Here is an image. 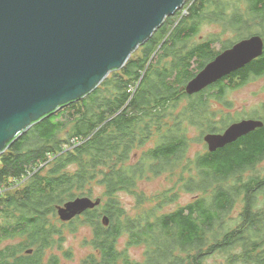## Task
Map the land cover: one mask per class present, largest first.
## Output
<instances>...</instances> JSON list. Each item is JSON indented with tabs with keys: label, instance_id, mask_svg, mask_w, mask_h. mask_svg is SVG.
<instances>
[{
	"label": "trees",
	"instance_id": "1",
	"mask_svg": "<svg viewBox=\"0 0 264 264\" xmlns=\"http://www.w3.org/2000/svg\"><path fill=\"white\" fill-rule=\"evenodd\" d=\"M244 2V10L235 6L227 12V4L220 0H193L188 16L167 17L138 47V55L135 51L92 92L41 118L7 144L0 154V183L31 176L0 196V264H45V252L55 244L52 234H60L48 221L49 211L91 193L93 184L104 186L111 202L109 207L103 205L107 225L94 221L93 252L83 263L204 264L206 258L221 254L223 264H264V175H243L264 160V124L185 164L175 187L179 183L185 191L201 193L174 211L157 214L174 199L175 194L165 197V192L157 205L142 210L147 197L138 188L144 180L172 174L179 165L188 146L184 124L198 127L201 133L205 129L219 133L228 126L211 123L210 97H224L241 81L264 75L263 51L231 74L240 83L237 80L227 88L218 80L192 96L182 89L215 55L211 46L215 38L194 41L204 20L237 29L238 40L249 30L243 26L252 21L264 30V0ZM184 98L188 104L175 115ZM261 120L264 123V116ZM152 140L154 146L146 147ZM120 192L133 195L141 212L131 216L118 201ZM235 203L242 204L241 210L231 217ZM229 221L235 225L228 226ZM16 237L22 239L16 245L1 246ZM122 237L126 243L120 249ZM140 245L145 247L143 259L135 260L128 248ZM28 250L30 255L20 254ZM56 260L50 254L46 264H57Z\"/></svg>",
	"mask_w": 264,
	"mask_h": 264
},
{
	"label": "water",
	"instance_id": "2",
	"mask_svg": "<svg viewBox=\"0 0 264 264\" xmlns=\"http://www.w3.org/2000/svg\"><path fill=\"white\" fill-rule=\"evenodd\" d=\"M186 0H0V154L33 123L82 99L173 16ZM264 51L260 34L224 49L182 89L192 95L243 68ZM234 121L203 135L215 152L263 126ZM100 199L76 197L57 206L69 221ZM105 225L108 218L104 217ZM31 253L30 250L26 251Z\"/></svg>",
	"mask_w": 264,
	"mask_h": 264
},
{
	"label": "rangeland",
	"instance_id": "3",
	"mask_svg": "<svg viewBox=\"0 0 264 264\" xmlns=\"http://www.w3.org/2000/svg\"><path fill=\"white\" fill-rule=\"evenodd\" d=\"M223 3L227 4V12L232 10L235 6H239L241 10L245 9L246 3L244 0H220ZM193 2V0L185 1L182 9L178 12L177 16L174 19L178 20L184 18L188 15L189 5ZM212 8H209V12H211ZM210 16V15H209ZM208 16V18H209ZM212 19L204 20L202 23L199 24V32L197 38H208L212 36H218V41L211 43L212 50L214 54H216L222 46L227 44V46L233 44L234 42L238 41L239 38H235L234 35L238 34L237 29H232L227 26L223 27L222 24L219 22L211 21ZM243 28H249L244 30L243 38L252 35V34H260L264 39V30L261 26H258L255 21L250 22L249 24L243 26ZM221 29V30H220ZM263 33V34H262ZM247 35V36H245ZM138 48L135 50L134 56L138 55L137 52ZM196 63L193 62L192 69H195ZM236 72V71H235ZM238 79H233L230 81L227 88L232 86L233 81H237ZM239 81V80H238ZM237 81V82H238ZM235 82V83H237ZM234 84V83H233ZM241 86L228 89L227 92L222 100L217 98H210L208 107L211 111V123L214 126L219 124V127L223 128L234 122L241 119L246 118H254V119H261L264 116V75L261 77H251L247 82L242 83ZM210 94V93H209ZM212 100V101H211ZM218 103L216 104L215 103ZM219 101V102H218ZM189 100L186 98L180 100L178 106L175 109L174 114L176 115L179 111L183 109L185 105H187ZM181 104V105H180ZM180 105V107H179ZM260 112V113H259ZM185 128V136L188 140L187 149L184 152V156L179 160V165L175 168L172 174L165 173L161 174L157 177H154L150 180H144L139 185V190L143 192L147 197V202L144 203L142 210L147 207H151L153 205H157L160 202V194L165 192V197H169L174 193V199L169 201V203L165 204L163 207L159 209L157 214L171 212L181 207L189 202H191L196 195L200 194L201 192H192V191H185L181 189L179 186L180 184L176 185L178 181V174H180L181 168H185V164L189 163V161L193 162L195 157L203 152L207 151L206 143L203 141L202 137L205 132H208L207 129L202 131L196 127L184 124ZM222 128V129H223ZM62 135V134H61ZM64 138V136H62ZM151 144V145H150ZM155 144V140H152L146 147H152ZM189 160V161H188ZM187 162V163H186ZM180 168V169H179ZM175 174V175H174ZM251 174H259L264 175V160L254 166L251 170L246 171L243 175L244 178H247ZM186 176L187 174L184 173ZM169 176V177H168ZM177 177V178H176ZM8 182L12 183L13 179L10 178ZM7 183V182H6ZM173 191L170 189L173 188ZM12 190V188H7L4 192H8ZM93 195L94 197L101 196L103 193V189L99 186L93 188ZM96 193V194H95ZM158 194V195H157ZM3 195V194H2ZM169 195V196H168ZM1 196V195H0ZM118 201H120L121 205L127 209V212L131 216H135L141 212V207L137 205L136 199L133 195L127 193H118L117 194ZM157 200V201H156ZM151 201V202H150ZM156 201V202H155ZM176 202V203H175ZM104 198L102 201L101 210H103ZM138 206V207H137ZM241 203H235L233 209L231 210V217H235L237 213L241 210ZM137 207V208H135ZM55 205L53 211H49L48 221L49 223L54 226L56 229L59 228L60 234L56 233L52 234V240L55 243L52 246L50 251L45 252L44 261L49 257L50 254H54L59 257L61 262H65V264H81L83 258L87 257L90 253L93 252V248L91 245V241L93 238V224L94 221L99 223L100 218L95 219L94 213L88 214L87 216L82 215L78 219L74 220L73 222L62 225V220L57 218V214H54ZM3 222V219L0 218V223ZM228 226H234V221H229L227 223ZM86 238H85V237ZM61 239V244H59V240ZM84 239V240H83ZM20 238L16 237L11 240H6L1 246L4 245H14L20 242ZM126 238L122 237L119 242L118 246L120 249L124 248L126 243ZM58 246V247H57ZM66 247V248H65ZM145 247L143 245L140 246H132L128 248L129 256L135 260H142L144 255ZM21 255L25 256V253H20ZM83 254V255H82ZM66 255V258H64ZM45 262V264H46ZM224 258L221 254H215L205 259L204 264H223Z\"/></svg>",
	"mask_w": 264,
	"mask_h": 264
},
{
	"label": "flooded vegetation",
	"instance_id": "4",
	"mask_svg": "<svg viewBox=\"0 0 264 264\" xmlns=\"http://www.w3.org/2000/svg\"><path fill=\"white\" fill-rule=\"evenodd\" d=\"M197 36H198V34H197ZM197 36H196V39H194V41H202V40H206V39H208V38H203L202 40H199V39H201V38H197ZM218 36H212V37H210L211 39H213V38H215V40L216 41H218V38H217ZM235 43V42H234ZM233 43V44H234ZM233 44H231V45H229V46H227L226 48H229V47H231ZM226 48H224L223 46H222V48L214 55V57L216 56V55H218L219 53H221L224 49H226ZM213 57V58H214ZM213 58H211L209 61H211ZM208 61V62H209ZM208 62H206V63H208ZM206 63L204 64V66L206 65ZM203 66V67H204ZM202 67V68H203ZM200 71V70H199ZM198 71V72H199ZM197 72V73H198ZM232 74V73H231ZM231 74H229V75H227V76H225L223 79L221 78L220 80H219V82L222 80V82L224 83V84H226V85H229V82L231 81V80H235V79H238L237 77H235L234 78V76H231ZM230 79H229V78ZM216 83V82H215ZM214 84V83H213ZM208 88V87H207ZM209 89V88H208ZM208 89H203V90H208ZM202 90V91H203ZM202 91H200V92H202ZM199 93V92H198ZM198 93H195V94H198ZM192 95H194V94H192ZM192 95H190V96H192ZM224 97H219V100H222ZM226 128V127H225ZM224 128V129H225ZM223 129V130H224ZM223 130H221L219 133H221ZM246 136V135H245ZM94 185H96V186H99V187H101L102 189H103V193H104V204L103 205H106V207H109L110 206V202H111V193L109 194L107 191H106V189H105V187L104 186H101V184H93L92 186H93V188H94ZM109 191V190H108ZM93 195V190H92V192L91 193H89V194H83V195H78V196H76V197H88V198H90L92 201H95L96 199H100V202H99V204L98 205H96V206H94V207H92V208H88V209H86L85 211H83L81 214H79V215H76L75 217H73L71 220H69V221H62L63 223H62V225H65V222H68V223H66V224H69V223H71V222H73L74 220H76V219H78L79 217H81L82 215H84V216H87L88 214H93L94 212V214L93 215H95V214H97V218L99 219L100 218V222H99V224H101V225H103L104 224V222H103V218L104 217H106L105 216V213L103 212V210H101V206H102V201H103V198H101L100 196H97V197H94V196H92ZM75 197V198H76ZM68 201V200H67ZM65 202H63L62 204H59V205H55V210H54V214H57V218H58V213H57V206H61V205H63ZM59 219V218H58ZM60 220V219H59ZM105 225V224H104ZM27 255H30V253H25V256H27ZM64 258H66V255H65V257ZM58 260V261H57ZM57 264H65V262L63 263V262H61L60 260H59V257H57ZM84 260H88V259H85V257L83 258V261ZM83 261H82V263L81 264H87V263H83Z\"/></svg>",
	"mask_w": 264,
	"mask_h": 264
},
{
	"label": "bare ground",
	"instance_id": "5",
	"mask_svg": "<svg viewBox=\"0 0 264 264\" xmlns=\"http://www.w3.org/2000/svg\"><path fill=\"white\" fill-rule=\"evenodd\" d=\"M232 1V0H231ZM183 7V6H182ZM181 10V9H180ZM236 10V9H235ZM178 12V11H177ZM180 12V11H179ZM188 16V15H187ZM220 16H221V14H220ZM174 21V20H173ZM165 24V23H164ZM163 24V25H164ZM169 27V26H168ZM161 28V27H160ZM165 30V29H164ZM221 30V29H220ZM162 32V31H161ZM153 34H155V33H153ZM263 34V33H262ZM263 36V35H262ZM196 39V38H195ZM264 40V39H263ZM191 44V43H190ZM196 46V45H195ZM185 47V46H184ZM196 48V47H195ZM185 50V49H184ZM185 53V52H184ZM196 55V54H195ZM191 56V55H190ZM180 57V56H179ZM188 57V56H187ZM184 58V57H183ZM202 59V58H201ZM181 60V59H180ZM185 61V60H184ZM253 61V60H252ZM188 67V66H187ZM173 68V67H172ZM252 69H253V67H252ZM143 70V69H142ZM264 71V70H263ZM243 73V72H242ZM246 73V72H245ZM258 73V72H257ZM142 74V73H141ZM247 74V73H246ZM262 74V73H261ZM144 75V74H143ZM149 75V74H148ZM155 76V75H154ZM176 76H178V74L176 75ZM180 76V75H179ZM246 77V76H245ZM256 77V76H255ZM261 77V76H260ZM224 78V77H223ZM229 78V77H228ZM235 78V77H234ZM157 79V78H156ZM230 79V78H229ZM239 79V78H238ZM243 79V78H242ZM136 81V80H135ZM233 82H235V81H233ZM242 82V81H241ZM230 83V82H229ZM239 83H240V81H239ZM172 84V83H171ZM175 84V83H174ZM220 84V83H219ZM234 85V84H233ZM144 86V85H143ZM221 87V86H220ZM237 88V87H236ZM229 91V90H228ZM177 93H178V91H177ZM227 95H228V92H227ZM224 96V95H223ZM211 98V97H210ZM215 99V98H214ZM173 101V100H172ZM212 101V100H211ZM159 102V101H158ZM219 102V101H218ZM215 103H216V101H215ZM216 104H218V103H216ZM164 105V104H163ZM181 105V104H180ZM180 105H179V107H180ZM186 106V105H185ZM190 106V105H189ZM211 108V107H210ZM209 108V109H210ZM135 110V109H134ZM129 111V110H128ZM171 111V110H170ZM260 113V112H259ZM146 121V120H145ZM150 121V120H149ZM152 124V123H151ZM165 128V127H164ZM264 129V128H263ZM166 129H164V131H165ZM129 137V136H128ZM138 138V137H137ZM159 143V142H158ZM134 145V144H133ZM151 145V144H150ZM169 147V146H168ZM224 148V147H223ZM141 149V148H140ZM168 149V148H167ZM125 153V152H124ZM140 153V152H139ZM204 153V152H203ZM212 154V153H211ZM138 156V155H137ZM128 159V158H127ZM189 161V160H188ZM177 163V162H176ZM187 163V162H186ZM191 166V165H190ZM180 169V168H179ZM194 169V168H193ZM180 171V170H179ZM96 172V171H95ZM100 174V173H99ZM188 174V173H187ZM97 175V174H96ZM175 175V174H174ZM102 176V175H101ZM169 177V176H168ZM177 178V177H176ZM196 178V177H195ZM92 179V178H91ZM215 179V178H214ZM208 180V179H207ZM253 181V180H252ZM207 182V181H206ZM181 183V182H180ZM26 183H24V185H25ZM179 184V183H178ZM22 186V185H21ZM20 186V187H21ZM94 187H95V185H94ZM85 188V187H84ZM209 190V189H208ZM94 191V190H93ZM208 193V192H207ZM96 194V193H95ZM132 194V193H131ZM174 194V193H173ZM158 195V194H157ZM169 196V195H168ZM209 196V195H208ZM157 201V200H156ZM155 201V202H156ZM151 202V201H150ZM176 203V202H175ZM116 216V215H115ZM218 222V221H217ZM216 227V226H215ZM217 229V228H216ZM209 231V230H208ZM123 235V234H122ZM146 235V234H145ZM218 234H216V236H217ZM114 236H116V235H114ZM148 236V235H147ZM215 236V235H214ZM85 237V236H84ZM86 238V237H85ZM215 239V238H214ZM84 240V239H83ZM129 240V239H128ZM126 241V240H125ZM139 241V240H138ZM146 241V240H145ZM151 241V240H150ZM16 245V244H15ZM129 246V245H128ZM66 248V247H65ZM24 249V248H23ZM123 249V248H122ZM190 249V248H189ZM154 250V249H153ZM27 253V252H26ZM122 254V253H121ZM83 255V254H82ZM120 257V256H119ZM124 259V258H123ZM34 260V259H33ZM46 261V260H45ZM27 262V261H26ZM143 263V262H142ZM117 264V263H116ZM144 264V263H143Z\"/></svg>",
	"mask_w": 264,
	"mask_h": 264
},
{
	"label": "built area",
	"instance_id": "6",
	"mask_svg": "<svg viewBox=\"0 0 264 264\" xmlns=\"http://www.w3.org/2000/svg\"><path fill=\"white\" fill-rule=\"evenodd\" d=\"M133 89H134V87H133ZM29 176H31V174H27L26 176H23L22 178H20V179H13V182L12 183H10V182H7V183H0V195H2V194H4L5 192H4V190L5 189H7V188H12V189H14L16 186H19L20 184H22L24 181H25V179L26 178H28ZM20 180H22V182L21 183H19L20 182Z\"/></svg>",
	"mask_w": 264,
	"mask_h": 264
}]
</instances>
